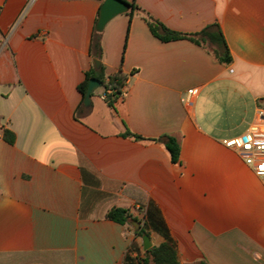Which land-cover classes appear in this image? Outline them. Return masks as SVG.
<instances>
[{
    "label": "crops",
    "instance_id": "crops-1",
    "mask_svg": "<svg viewBox=\"0 0 264 264\" xmlns=\"http://www.w3.org/2000/svg\"><path fill=\"white\" fill-rule=\"evenodd\" d=\"M103 1L0 0V264H142L114 207L180 264H264V180L225 145L264 128V0H125L141 11L106 25L101 63L126 95L112 108L96 90L78 120ZM144 13L185 34L219 23L232 63L160 40Z\"/></svg>",
    "mask_w": 264,
    "mask_h": 264
},
{
    "label": "trees",
    "instance_id": "trees-1",
    "mask_svg": "<svg viewBox=\"0 0 264 264\" xmlns=\"http://www.w3.org/2000/svg\"><path fill=\"white\" fill-rule=\"evenodd\" d=\"M103 1V0H101ZM125 1V0H124ZM130 14L135 12H140L141 9L135 4L131 5ZM144 20L147 23L149 29L160 40L164 42L175 41L180 39H188L197 45L205 47L215 56L216 60L222 64L230 65L233 61L230 49L227 45L225 36L219 23H212L203 28L200 32L185 34L175 32L163 23L155 19L153 16L144 13ZM91 56L93 60L102 61L103 57V47H102V32H97L95 27L93 28L92 40H91ZM92 78H97L102 82V88L104 89L105 102L112 108H116L118 101L123 100V90L126 86L127 77L119 72L114 75H108L105 71L104 65L101 63L99 69H96L94 64L85 73L84 81L79 85V91L82 94V100L75 112V118L81 120L90 109H86L84 106V99L88 84ZM110 91V93H108ZM93 96V94H92ZM123 136L138 139L139 136L127 130ZM4 138L10 143L14 142V134L10 131L4 132ZM158 141L163 142L167 148L171 161L175 164L180 163L181 155V143L180 139L174 135H163ZM107 218L121 224H132V222L140 221L134 217L131 212L122 207H114L107 213ZM135 233L139 237H144L148 235V232L144 229H137ZM142 264H180L178 251L175 243L172 241H166L154 249H149L146 251L145 257L141 260ZM207 264V263H199Z\"/></svg>",
    "mask_w": 264,
    "mask_h": 264
},
{
    "label": "built area",
    "instance_id": "built-area-1",
    "mask_svg": "<svg viewBox=\"0 0 264 264\" xmlns=\"http://www.w3.org/2000/svg\"><path fill=\"white\" fill-rule=\"evenodd\" d=\"M196 93L195 89L189 90L183 101L191 103ZM125 95L126 91L123 90V96ZM225 145L238 149L244 161L253 167L256 173L264 180V128H253L249 133L241 137L226 140Z\"/></svg>",
    "mask_w": 264,
    "mask_h": 264
},
{
    "label": "water",
    "instance_id": "water-1",
    "mask_svg": "<svg viewBox=\"0 0 264 264\" xmlns=\"http://www.w3.org/2000/svg\"><path fill=\"white\" fill-rule=\"evenodd\" d=\"M131 5L124 0H104L98 15V19L95 24V29L97 32H103L106 25L116 16L127 13L131 10ZM95 68L99 69L101 62L99 60L94 61ZM102 87V82L97 78H92L88 84L84 104L89 107L92 102V94ZM136 229L140 228V224L137 221L132 223ZM143 245L145 250L154 249L151 244L150 237L145 235L143 237Z\"/></svg>",
    "mask_w": 264,
    "mask_h": 264
},
{
    "label": "rangeland",
    "instance_id": "rangeland-1",
    "mask_svg": "<svg viewBox=\"0 0 264 264\" xmlns=\"http://www.w3.org/2000/svg\"><path fill=\"white\" fill-rule=\"evenodd\" d=\"M99 94L100 95H103L104 94V89L102 87H100V88L97 89L96 95L94 96V99L95 100L101 99Z\"/></svg>",
    "mask_w": 264,
    "mask_h": 264
}]
</instances>
